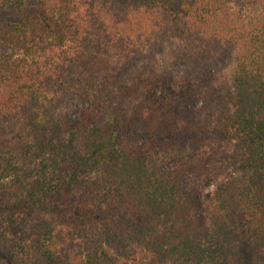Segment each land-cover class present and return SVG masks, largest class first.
<instances>
[{"label":"trees","instance_id":"16d2710c","mask_svg":"<svg viewBox=\"0 0 264 264\" xmlns=\"http://www.w3.org/2000/svg\"><path fill=\"white\" fill-rule=\"evenodd\" d=\"M8 8L0 264H264V0Z\"/></svg>","mask_w":264,"mask_h":264},{"label":"rangeland","instance_id":"374dc122","mask_svg":"<svg viewBox=\"0 0 264 264\" xmlns=\"http://www.w3.org/2000/svg\"><path fill=\"white\" fill-rule=\"evenodd\" d=\"M38 0H31V12L37 10ZM27 11H18L15 8H8L5 10H0V22H18L24 15H27ZM212 191V189H211Z\"/></svg>","mask_w":264,"mask_h":264}]
</instances>
